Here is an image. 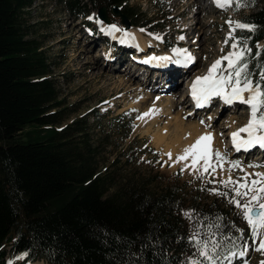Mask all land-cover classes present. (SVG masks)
Masks as SVG:
<instances>
[{
  "label": "trees",
  "instance_id": "obj_1",
  "mask_svg": "<svg viewBox=\"0 0 264 264\" xmlns=\"http://www.w3.org/2000/svg\"><path fill=\"white\" fill-rule=\"evenodd\" d=\"M57 1L82 19L106 8L118 26L124 18L131 26L146 21L131 0ZM35 2L0 0V264L19 256L23 263L190 264L200 257L197 240L218 243L213 259L242 252L230 208L202 204L177 182L121 179L113 164L100 167L92 115L70 123L75 112L43 45L23 26ZM242 23L252 30L233 31L244 48L241 64L264 86V1Z\"/></svg>",
  "mask_w": 264,
  "mask_h": 264
},
{
  "label": "rangeland",
  "instance_id": "obj_2",
  "mask_svg": "<svg viewBox=\"0 0 264 264\" xmlns=\"http://www.w3.org/2000/svg\"><path fill=\"white\" fill-rule=\"evenodd\" d=\"M213 1L131 0V6L146 15L141 16V19L146 21L132 26L129 31L121 23L116 25L121 31L109 34L106 30L113 24L102 21L100 16L98 17L99 11H92L87 19H82L69 13L65 5L57 0H36L31 11L24 16L23 26L27 28L29 38L37 39L43 45L64 104L69 107V112H75L70 118V123L88 114L92 115L89 118L90 136L96 145L103 144L99 151L102 169H110L113 164L112 168L121 179L154 178L162 185L177 182L192 192L190 197L198 196L202 204L217 201L222 208H230L242 234V252L245 255L231 254L227 258L214 259L215 264H264V251H257L260 241L264 240V231L257 236L253 235L242 208H237L232 203L235 199L244 203L246 198L237 197L233 186L223 183L229 178L233 181L250 182L260 179L257 173H264V152L258 150V146L253 147L251 157L244 151L236 154L235 151L232 152L235 148L226 146L230 134L249 123L250 106L237 101L229 105L222 97L217 96L215 101H208L209 105L204 104L197 116L188 114L184 119L200 123L204 129L217 133L214 150H219L225 159L219 162L221 167L213 158L215 173L211 169L205 173L203 162L197 165L198 170L191 166L185 167L182 163L175 165L181 156V147L174 145V141L170 140L175 129L173 117L191 111L192 105L188 102L186 106L180 104L173 109L172 115H169L158 104L160 100L168 98L180 103L183 94L188 93L189 86L193 85L198 77L208 75L212 64L233 51H239L241 47L233 49L232 45L236 41L230 39V35L233 37L236 24H242L244 18L257 12L264 0H229L223 8ZM199 9H202L201 13L198 12ZM116 10L120 13V9ZM115 15L120 20L121 14L115 12ZM130 31L142 36L143 44L128 38L130 36H126V33ZM131 40L134 42H130ZM143 45L148 49L142 48ZM263 46L264 41L258 48ZM185 49L197 59L194 58L186 62L187 64L181 63L180 65L187 67L180 66L179 70H174L173 76L162 80L165 84L172 85L169 92L153 90V81L158 82L157 85L159 81L155 79L157 75L141 70L140 67L149 68L147 63L148 59H151H144L142 53L149 50L150 53L164 54L162 57H170L171 61L162 62L174 66L172 58L179 57L184 60L183 55L177 56V50ZM142 60H145L146 65L141 64ZM108 62L115 66L106 67ZM115 67L119 71L114 70ZM231 71L227 68V61H223L217 74L227 75ZM139 80L147 86L139 83ZM120 81L127 88L132 85V90L125 93L126 89H119ZM135 100H138L139 104L130 106ZM239 105L241 106L238 107ZM95 112L99 116H96ZM145 113L149 115L145 116ZM229 118H233V124L229 123ZM241 136L247 138L246 133H241ZM167 144L174 145L172 149L178 152L172 149L167 151ZM173 153L175 154L172 156ZM258 156L259 160L255 161ZM235 161L240 162V167H232V162ZM197 248L200 250L199 245ZM196 260L200 264H212L202 256ZM22 263V256L10 257L7 260V264Z\"/></svg>",
  "mask_w": 264,
  "mask_h": 264
},
{
  "label": "snow or ice",
  "instance_id": "obj_3",
  "mask_svg": "<svg viewBox=\"0 0 264 264\" xmlns=\"http://www.w3.org/2000/svg\"><path fill=\"white\" fill-rule=\"evenodd\" d=\"M229 3V0H217L219 7L223 8ZM231 23V21L229 22ZM237 28H250L246 24H236ZM104 30V29H102ZM250 30H252L250 28ZM109 34H114L121 31L115 24L111 25L106 30ZM235 31V29H233ZM128 34L126 33V36ZM183 39V37H181ZM230 39H235L230 35ZM124 42L123 40L121 41ZM233 49L239 47V42L232 45ZM250 51V50H249ZM177 55H183L184 60H176L175 63H185L192 60L191 55L187 50H177ZM154 60L171 61L170 57H153ZM244 59V50L233 51L221 60H217L212 64L208 75L204 77H198L192 86V95L196 100L197 106L202 107L212 97H222L226 104L231 105L234 101H239L242 104L249 105L251 108V119L249 123L241 127L238 131L231 134L232 142L237 151L241 149L248 150L255 146L264 148V86L254 85L253 81L245 75L247 64H241ZM223 61H227V68L232 71L227 75H218V71L221 70ZM239 65V66H238ZM264 79V75H262ZM249 93V97L246 99L244 94ZM149 115L148 113L144 114ZM143 119V117H141ZM241 133H246L247 138L241 136ZM214 137L211 133L200 136L197 141L185 149L184 154L178 158V161L188 160L191 157V167L194 170L197 169V165L201 162L203 171L207 173L210 169L215 173L216 165L213 164V158L218 162L224 161L225 157L219 150L212 149L211 145ZM171 158V153L168 154ZM222 167V164H219ZM233 168L240 167V162H232ZM260 179H253L250 182L233 181L229 178L223 183L228 186H233V191L237 197L246 198V202L241 203L240 199L232 201L237 208H242L244 218L251 226L254 236L259 235L264 231V173L256 174ZM246 179V178H245ZM238 185V186H237ZM226 195L225 193H219ZM196 239V237H193ZM197 244L200 246L199 255L204 257L205 260L215 264L211 252H215L218 247V243L214 240L200 241L197 240ZM211 245V249L209 248ZM257 251H264V240H261ZM239 255L244 256V252H240ZM191 264H200L197 260H192Z\"/></svg>",
  "mask_w": 264,
  "mask_h": 264
},
{
  "label": "bare ground",
  "instance_id": "obj_4",
  "mask_svg": "<svg viewBox=\"0 0 264 264\" xmlns=\"http://www.w3.org/2000/svg\"><path fill=\"white\" fill-rule=\"evenodd\" d=\"M213 2H215V3H217V0H214ZM218 6V5H217ZM219 7V6H218ZM199 13H201L202 12V9H199V11H198ZM99 17V16H98ZM132 27V26H131ZM131 27H130V29H131ZM128 31H129V29H127ZM117 33V32H116ZM129 35H127V36H130V37H128V38H130V39H134V40H137L138 42H142V44H143V37L142 36H139V34L138 33H136L135 31H130L129 33H128ZM119 36V35H118ZM125 36V35H124ZM125 39V38H124ZM130 42H134L133 40H131ZM192 45H193V43H192ZM150 46V45H149ZM142 48H145V49H148V47L146 46V45H143L142 46ZM188 49V48H187ZM144 51V50H143ZM146 51V50H145ZM141 53H142V51H141ZM138 56V55H137ZM177 56H179V55H177ZM182 56V55H181ZM192 57V59H194V58H196L194 55H192L191 56ZM140 58V57H139ZM138 59V58H137ZM174 59V61L177 59V60H181L182 61V59L181 58H179V57H176V58H172V60ZM197 59V58H196ZM192 61V60H191ZM116 62V61H115ZM114 62V63H115ZM117 63V62H116ZM138 63V62H137ZM119 64L121 65L122 64V62H119ZM148 64V63H147ZM181 63H175V67H176V69H178L179 70V67L180 66H186V65H180ZM184 64H187L186 62L184 63ZM110 65H112V66H115V65H113V64H110L109 62L108 63H106V67L107 66H109L110 67ZM128 65H129V63H128ZM196 65V64H195ZM138 66V65H137ZM187 67V66H186ZM141 68V70L143 71V72H147V73H150V74H152V75H157V77H155V79H157L156 81H159V84L157 85V83L155 82V81H153V86H152V89L153 90H157V91H160V90H163V92L162 93H164V92H169L170 91V86H172V85H168V84H165L162 80H165L166 78H167V76H173L174 74L173 73H160V72H158V71H156V70H152V69H150V68H146V67H140ZM114 70H118L119 71V69H117V67H115L114 68ZM128 70V69H127ZM187 70L189 71V69L187 68ZM115 72V71H114ZM130 77V76H129ZM131 78V77H130ZM132 79V78H131ZM135 79V78H134ZM139 83H142V84H144V82H141V80H139L138 81ZM175 82V81H174ZM174 82H171V84H173ZM145 86H147L146 84H144ZM157 85V86H156ZM173 85H175V84H173ZM192 86L193 85H191V86H189V91H188V93H184L183 94V96H182V99H181V102L180 103H178L177 101H175L174 99H172V98H168V99H166V100H164V101H162V100H160L159 101V106H160V108H162L163 109V111L165 112V113H168L169 115H172V111H173V109L174 108H176V107H179V105L181 104V105H183V106H186L187 105V102H188V104L189 105H192V103H191V100H190V97L191 96H193L192 95ZM133 86L131 85V86H129L128 88H127V86H125V85H123L122 83H121V81H120V85H119V89L121 88V89H126L127 91L125 92V93H127V92H129L128 90H132L131 88H132ZM149 87V86H148ZM160 89V90H159ZM169 90V91H168ZM250 94L249 93H245L244 94V96H245V98L247 99L248 98V96H249ZM120 96V95H119ZM216 97L217 96H215V97H212V99L210 100L211 102H213V101H215L216 100ZM237 102H239V101H237ZM240 103V102H239ZM139 103H138V100H135V101H132V103L130 104V106H132V105H138ZM206 104H209V103H206ZM229 106V105H228ZM241 105H239L238 107H240ZM188 109H190V108H188ZM152 110H156V108H152ZM191 111H189V112H185L184 114L182 113V114H176L174 117H173V122H174V131H173V135L170 137V140H172V141H174V145L175 144H178L180 147H181V151L179 150V153H180V155H183V153H184V151H185V149L186 148H188L190 145H192V144H194L196 141H197V139L200 137V136H202V135H205V134H207V133H211L212 135H213V137H214V140H213V142H212V145H211V147H212V149H214L215 148V146H216V143H217V133L216 132H213V131H209V130H207V129H204L203 127H201V124L200 123H196V122H194V121H184V119L187 117V116H189L188 114H190V115H192V114H196V115H194V116H197V114H199L200 113V110H195V111H193L192 109H190ZM249 113V112H248ZM210 118H212V117H210ZM210 118H208V119H210ZM194 119V118H193ZM231 121L229 122L230 124L232 123L233 124V118H229ZM228 119V120H229ZM213 120V119H212ZM235 120V119H234ZM209 121V120H208ZM227 121V120H226ZM207 124H209V122L207 123ZM226 124V123H225ZM202 125H203V123H202ZM207 126V125H206ZM226 128H228V127H226ZM169 137V136H168ZM190 138V139H189ZM224 142H226V141H224ZM223 142V143H224ZM174 145L173 146H171V145H169V144H167V146H166V150L167 151H169V150H171L172 149V147H174ZM226 146L229 148V146L230 147H232L233 149L235 148L234 147V145H233V142H232V137H231V134H230V140L229 141H227V144H226ZM258 148H260L259 146H258ZM253 149L254 148H251V149H248V150H244V149H241L240 151H237L236 150V148L232 151V152H236V154H238V153H240L241 151H244V153H246L247 154V156L248 157H251L252 156V154H250L251 152L253 153ZM256 149V148H255ZM261 149H264V148H261ZM172 150H174V151H176V152H178L177 150H175V149H172ZM257 150V149H256ZM258 150H260V149H258ZM175 152V153H176ZM262 152H264V150H262ZM175 153H173L172 154V156L175 154ZM250 155V156H249ZM259 156L257 157V158H255V161H258L259 159ZM180 163H182V164H184L185 165V167H190L191 166V163H192V160H191V157H189V159L188 160H181V161H178V163H176L175 165H178V164H180ZM28 264H41V262H35V263H28Z\"/></svg>",
  "mask_w": 264,
  "mask_h": 264
},
{
  "label": "water",
  "instance_id": "obj_5",
  "mask_svg": "<svg viewBox=\"0 0 264 264\" xmlns=\"http://www.w3.org/2000/svg\"><path fill=\"white\" fill-rule=\"evenodd\" d=\"M115 12H116L117 14H120V13L118 12V10H116V9H115ZM99 16H100V18H101L102 20H104L107 24H110V23H111V21L109 20V17L107 16L106 8H101V9L99 10ZM123 24L125 25V27H126L127 29H129V28L131 27L130 22H129L126 18L123 19Z\"/></svg>",
  "mask_w": 264,
  "mask_h": 264
}]
</instances>
